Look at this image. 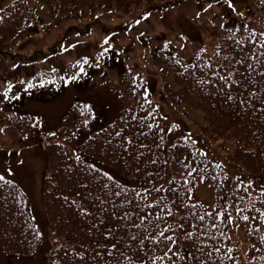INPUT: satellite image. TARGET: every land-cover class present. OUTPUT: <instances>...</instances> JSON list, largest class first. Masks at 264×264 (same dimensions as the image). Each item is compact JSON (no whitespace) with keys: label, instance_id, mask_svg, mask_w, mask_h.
I'll list each match as a JSON object with an SVG mask.
<instances>
[{"label":"trees","instance_id":"16d2710c","mask_svg":"<svg viewBox=\"0 0 264 264\" xmlns=\"http://www.w3.org/2000/svg\"><path fill=\"white\" fill-rule=\"evenodd\" d=\"M42 1L60 13L84 6L128 10L156 0ZM37 28L26 1L0 7V49ZM222 39L212 55L186 60L161 52L156 60L174 73L170 98L201 108L204 130L234 140L232 158L264 185V31L232 29ZM144 87L133 80L135 102L98 128L91 127L95 112L83 99L70 105L51 132L33 113L4 118L6 128L23 134L42 129L41 198L52 239L46 264H238L230 225L246 221L250 210L262 214L264 198L240 186L230 191L220 163L188 137L166 146ZM85 128L89 132L81 137ZM167 157L178 174L164 182ZM199 173L215 180L221 211L194 198ZM262 238V227L249 229L252 264H264ZM42 244L29 195L14 180L0 179V248L33 256Z\"/></svg>","mask_w":264,"mask_h":264},{"label":"rangeland","instance_id":"374dc122","mask_svg":"<svg viewBox=\"0 0 264 264\" xmlns=\"http://www.w3.org/2000/svg\"><path fill=\"white\" fill-rule=\"evenodd\" d=\"M11 1L0 0V6ZM26 1L38 17V29L0 49V177L13 178L25 188L46 237L42 250L34 257L9 256L0 249V264H46L51 244L41 204L45 162L41 133L5 129L3 117L13 110L34 112L42 115L45 128L52 130L69 105L83 99L92 105L98 128L113 119L121 107L135 102L129 88L131 81L123 80L125 70L147 83V98L158 109L167 145L178 135L189 137L220 163L222 179L231 190L245 185L264 197V186L251 180L250 172L232 158L234 140L221 141L209 135L202 127L206 118L201 108L170 100L165 82L173 81V72L155 61L156 49L166 41L173 45L172 53L190 60L199 52L213 54L228 30L264 31V6L260 0H174L159 8L150 9V4L143 3L128 11L116 6H84L62 14L51 12L42 0ZM111 49L112 53L108 52ZM82 56L90 61L69 65ZM53 69H59L66 79L50 85L30 84L33 75L50 76ZM83 69L90 71L84 78H76ZM88 132L84 129L80 136ZM177 174L168 158L163 181ZM194 198L221 210L213 180H206L202 174L197 177ZM254 225L264 228V217L253 212L246 222L235 219L231 224L239 264H251L248 235Z\"/></svg>","mask_w":264,"mask_h":264},{"label":"snow or ice","instance_id":"6c2138e0","mask_svg":"<svg viewBox=\"0 0 264 264\" xmlns=\"http://www.w3.org/2000/svg\"><path fill=\"white\" fill-rule=\"evenodd\" d=\"M223 79V77H221ZM0 179H2V177H0ZM201 219H203V217H201ZM244 220H248V217L247 216H244L243 217ZM161 235H163V233H161ZM167 239L171 240V237H168ZM264 239V238H262Z\"/></svg>","mask_w":264,"mask_h":264}]
</instances>
